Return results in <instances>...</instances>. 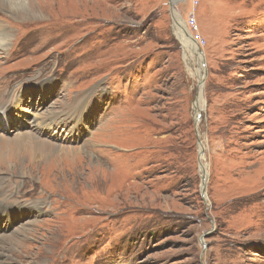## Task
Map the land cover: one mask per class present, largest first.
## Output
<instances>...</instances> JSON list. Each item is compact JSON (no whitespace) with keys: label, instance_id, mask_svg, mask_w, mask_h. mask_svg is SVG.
<instances>
[{"label":"rangeland","instance_id":"rangeland-1","mask_svg":"<svg viewBox=\"0 0 264 264\" xmlns=\"http://www.w3.org/2000/svg\"><path fill=\"white\" fill-rule=\"evenodd\" d=\"M199 2L0 4V264H264V0Z\"/></svg>","mask_w":264,"mask_h":264},{"label":"bare ground","instance_id":"bare-ground-1","mask_svg":"<svg viewBox=\"0 0 264 264\" xmlns=\"http://www.w3.org/2000/svg\"><path fill=\"white\" fill-rule=\"evenodd\" d=\"M0 4L1 5H7V4H9L10 5V7L12 8V9H14V10H16V11H18V13H20V14H26V15H28V14H32V13H36L35 11H36V9L34 8V6H32L31 7V10H30V12L29 11H27L26 9H25V11L24 12H22L21 13V11H20V0H0ZM18 17H19V15H18ZM184 26L185 25H183V30L185 29L184 28ZM4 23H2L1 21H0V48H3L6 44H7V41H8V32H7V29H4ZM187 32V31H186ZM190 34L189 33H187V36H189ZM188 39V40H187ZM187 43L189 44V45H193V46H196L197 47V41L196 40H192L191 39V37L189 36V37H187ZM190 40V41H189ZM9 45V44H8ZM7 46V45H6ZM201 95H198V98H197V102H196V105H195V107H194V111H195V117H197V115H198V112H199V106H200V99H201V97H200ZM12 100L10 99V100H8L6 97L4 98V97H1L0 98V119H1V122H2V124L4 125V126H6V127H10V116H12V117H17V111L19 110V107H18V105L16 104V102H17V98H16V100L15 101H12ZM50 120V124L49 125H47V126H50V125H54L55 123H56V119L55 118H51V119H49ZM6 145H8V143H5ZM12 147V146H11ZM3 148V147H2ZM7 148V147H6ZM2 153H5V151H1V153L0 154H2ZM7 156H10V155H7ZM19 156V155H18ZM17 156V157H18ZM23 156V155H22ZM6 158V157H5ZM10 158V157H9ZM33 161V160H32ZM16 162V161H15ZM20 162V161H19ZM7 163V162H6ZM24 177V176H23ZM0 190H2V188L0 189ZM1 193H4V192H1ZM0 197H1V199H0V203L1 204H4L3 202H4V195H0ZM40 203V202H39ZM0 204V208L1 209H4L5 211H2V213H3V215H2V217L3 216H6L5 214H6V212H7V210H6V205H1ZM33 207V206H32ZM35 207V206H34ZM10 211V210H9ZM20 215H22L23 216V209L22 208H20ZM10 215V214H9ZM1 217V214H0V219L2 218ZM9 221H10V219H9ZM5 222H8L7 220H5ZM26 223V222H25ZM29 223V222H28ZM20 231V230H19ZM29 232V231H28ZM27 232V233H28ZM29 234V233H28ZM1 247V246H0Z\"/></svg>","mask_w":264,"mask_h":264},{"label":"built area","instance_id":"built-area-1","mask_svg":"<svg viewBox=\"0 0 264 264\" xmlns=\"http://www.w3.org/2000/svg\"><path fill=\"white\" fill-rule=\"evenodd\" d=\"M200 4L199 0H191V5H192V8L195 9L196 7H198ZM187 31L188 33L190 34V36L192 37L193 40H196L197 41V44L198 46L200 47V43H201V38H199V36H197L195 33L198 32V22H197V19L196 17L194 16V13H192L187 21Z\"/></svg>","mask_w":264,"mask_h":264},{"label":"water","instance_id":"water-1","mask_svg":"<svg viewBox=\"0 0 264 264\" xmlns=\"http://www.w3.org/2000/svg\"><path fill=\"white\" fill-rule=\"evenodd\" d=\"M173 2V1H172ZM190 36V35H189ZM191 37V36H190ZM191 39H192V37H191ZM193 40V39H192ZM198 45V44H197ZM198 50H199V53L200 54H202L201 53V49H200V47L198 46ZM202 62H203V64L205 63L204 61H203V59H202ZM198 119H199V117H198ZM198 124V120H197V118H196V125ZM198 140H200V139H198ZM199 143H200V141H199ZM202 196L203 197H205V179L203 178V181H202Z\"/></svg>","mask_w":264,"mask_h":264},{"label":"crops","instance_id":"crops-1","mask_svg":"<svg viewBox=\"0 0 264 264\" xmlns=\"http://www.w3.org/2000/svg\"><path fill=\"white\" fill-rule=\"evenodd\" d=\"M196 48V46H194Z\"/></svg>","mask_w":264,"mask_h":264}]
</instances>
